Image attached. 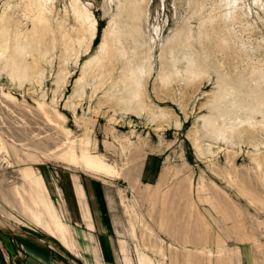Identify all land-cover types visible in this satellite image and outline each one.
<instances>
[{
    "label": "rangeland",
    "instance_id": "obj_1",
    "mask_svg": "<svg viewBox=\"0 0 264 264\" xmlns=\"http://www.w3.org/2000/svg\"><path fill=\"white\" fill-rule=\"evenodd\" d=\"M0 264H264V0H0Z\"/></svg>",
    "mask_w": 264,
    "mask_h": 264
},
{
    "label": "bare ground",
    "instance_id": "obj_2",
    "mask_svg": "<svg viewBox=\"0 0 264 264\" xmlns=\"http://www.w3.org/2000/svg\"><path fill=\"white\" fill-rule=\"evenodd\" d=\"M87 19V23H89V29H91V34H90V39H89V42H88V45L86 46L85 48V51L87 52V50L89 49V46H90V43L92 42V39L94 38L95 36V24H96V20L95 18L93 17L92 14H89L88 18H85V20ZM131 19V18H130ZM120 29L118 28L117 26V23L115 24L114 22L110 23V27L109 29H106V31L104 32L103 34V38H102V42L99 44V51L98 54L94 57H92L93 60H95V62L98 64L101 60H111L113 58V50L116 48V44H119L118 47H117V51H122L124 50V46L121 45V43L119 42V40L121 39L120 38ZM86 165H88L89 167L92 166L95 168H97L98 170L102 169V167L98 164H96L95 162H92L88 159H86ZM47 187V186H46ZM180 204V202H179ZM185 208V207H184ZM51 210V213L54 215L53 217H58L59 218V221H58V224L61 225V226H64V223L63 221L61 220L55 206H52L50 208ZM185 211V210H184ZM179 216V215H178ZM184 216V215H183ZM172 219H175V220H178V217H172L170 215L167 216V222L169 223ZM171 223V222H170ZM180 230L183 229L181 228V226H179ZM53 235H55L53 233Z\"/></svg>",
    "mask_w": 264,
    "mask_h": 264
},
{
    "label": "crops",
    "instance_id": "obj_3",
    "mask_svg": "<svg viewBox=\"0 0 264 264\" xmlns=\"http://www.w3.org/2000/svg\"><path fill=\"white\" fill-rule=\"evenodd\" d=\"M99 262V261H98Z\"/></svg>",
    "mask_w": 264,
    "mask_h": 264
}]
</instances>
